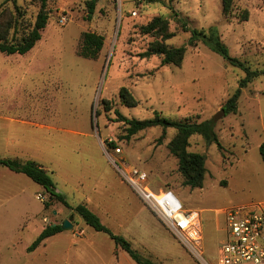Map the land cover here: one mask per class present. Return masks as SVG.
Listing matches in <instances>:
<instances>
[{"label":"rangeland","instance_id":"obj_1","mask_svg":"<svg viewBox=\"0 0 264 264\" xmlns=\"http://www.w3.org/2000/svg\"><path fill=\"white\" fill-rule=\"evenodd\" d=\"M87 1L50 0V21L36 46L17 61L0 52V102L18 108L15 114L29 122L16 123L11 138L19 155L10 158L43 165L73 205L86 203L113 232L153 261L216 264L228 236V210L264 200V73L243 88L238 111L217 121L223 148L201 135L190 137L188 150L206 158L201 188L184 184L179 160L168 147L176 129L168 128L161 141V126L125 138L126 125L115 111L137 119L153 118L157 112L174 120L215 119L247 73L203 41L190 46L192 30L217 29L245 67L264 71V0H234L228 16L223 0H99L91 17ZM4 2L0 0V10ZM18 4L34 22L37 1ZM5 7L9 18L14 4ZM175 14L186 20L189 30L180 26ZM155 16L170 22L175 35L167 40L169 45L188 46L181 65L140 56L154 40L142 34L140 26ZM84 31L105 37L96 59L78 55ZM124 86L138 99L137 106L122 102ZM35 107L37 112L31 110ZM117 146L120 155L114 153ZM12 148L6 154H12ZM109 154L146 170L154 188L171 189L185 208L200 211L202 247L184 243L124 181ZM21 183L18 199L8 200L0 212V264H137L107 233L86 224L72 209L60 202L46 209L48 193L30 177L22 175ZM72 215V229L28 251L46 226L62 224Z\"/></svg>","mask_w":264,"mask_h":264},{"label":"trees","instance_id":"obj_2","mask_svg":"<svg viewBox=\"0 0 264 264\" xmlns=\"http://www.w3.org/2000/svg\"><path fill=\"white\" fill-rule=\"evenodd\" d=\"M36 1L39 5V10L35 16L34 22H32L27 19L28 10L20 6L18 0H5L3 9L0 10V52L8 55L26 54L42 39V31L49 23L52 11L48 6L50 0ZM98 1L99 0L87 1L89 17H91V14L95 11ZM147 1L150 3L159 2V0ZM233 1L234 0H223V11L227 16L230 15L232 11ZM8 2L14 4V12L11 13L9 18H6L8 9L5 7V4ZM174 17L184 30H189V26L185 19H181L179 14H175ZM248 17L249 12L245 11L244 20H247ZM140 30L142 34L154 37V40L149 42L146 50L140 53L141 57L151 58L153 56H159L162 58V65L182 64L188 46H172L167 43V40L175 35V33L170 30V22L167 18L155 16L148 23L141 25ZM192 35L189 42L190 46H197L198 41H203L213 51L222 55L229 64L243 67L247 73L246 77L240 81L239 88L236 92L223 104L217 117L203 122L192 121L189 118L174 120L162 116L157 112L153 118L137 119L128 118L119 110L115 112L118 115V120L124 122L126 125L127 135L125 138H130L147 128L161 126L164 130L163 135L159 139L161 141L165 138V131L168 128L176 129V136L170 141L168 147L171 153L179 160V171L185 178L184 184L191 188H201L204 185L207 172L206 158L203 154L188 150L190 146V137L198 134L203 136L208 143H216L220 148H223L215 129L217 121L238 111V103L243 88L247 87L255 77L264 73V71H253L249 67H245L243 62L230 53L229 47L223 41L217 29L213 27L209 30L193 29ZM104 44L105 37L102 34L93 31H84L81 35L78 55L87 59H96L102 51ZM120 97L122 102L129 107H135L139 104L138 99L128 87L124 86L121 88ZM106 108L110 110V105H106ZM110 144L112 146L116 145L114 142ZM261 152L264 159V143L261 145ZM0 166L7 167L17 173L25 174L34 182L41 185L49 196L47 200L43 201L46 209L54 202H60L67 208L75 211L86 224L98 231L107 233L114 241L115 245L126 250L137 264H159L141 254L125 236L113 232L102 222L101 217L86 203L82 202L73 205L66 195L58 190L49 170L40 163L34 160L0 157ZM62 231V224H51L46 226L28 247V251L36 250L48 238Z\"/></svg>","mask_w":264,"mask_h":264},{"label":"built area","instance_id":"obj_3","mask_svg":"<svg viewBox=\"0 0 264 264\" xmlns=\"http://www.w3.org/2000/svg\"><path fill=\"white\" fill-rule=\"evenodd\" d=\"M134 1L142 3L144 0ZM131 13L136 16L138 11ZM114 153L122 154L121 147L114 148ZM110 161L124 181L184 243L195 249L202 247L204 232L200 211L185 208L171 189L154 188L146 170L111 155ZM227 222L228 236L220 245L216 264H264V200L228 210Z\"/></svg>","mask_w":264,"mask_h":264},{"label":"crops","instance_id":"obj_4","mask_svg":"<svg viewBox=\"0 0 264 264\" xmlns=\"http://www.w3.org/2000/svg\"><path fill=\"white\" fill-rule=\"evenodd\" d=\"M6 55L8 57L3 58H14L17 61L18 58H23L22 56L25 54ZM17 109L18 108H15L14 106L6 107L2 102H0V157H7V155H10L9 157H18L19 155L16 151V139L11 138V134L15 129L16 123L26 124L29 122L27 120L21 119L15 114ZM31 110L37 112V107H35L34 109L31 108ZM31 124L39 126V124L34 123L33 121H31ZM5 142H7L6 145H4ZM10 145L13 147V153L6 154L7 151H10L8 150V147ZM2 152L4 153L2 154ZM22 175L25 174L17 173L7 167L0 166V212L3 207H5V204L8 202V200H17L20 196V188L22 187ZM39 190L43 191L44 188L41 186Z\"/></svg>","mask_w":264,"mask_h":264},{"label":"water","instance_id":"obj_5","mask_svg":"<svg viewBox=\"0 0 264 264\" xmlns=\"http://www.w3.org/2000/svg\"><path fill=\"white\" fill-rule=\"evenodd\" d=\"M72 219H73V215L70 217V219H66L63 223H62V228L63 230H69L73 228V223H72Z\"/></svg>","mask_w":264,"mask_h":264}]
</instances>
